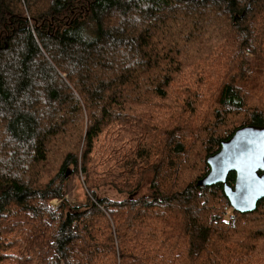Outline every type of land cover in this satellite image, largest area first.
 <instances>
[{"label":"trees","instance_id":"trees-1","mask_svg":"<svg viewBox=\"0 0 264 264\" xmlns=\"http://www.w3.org/2000/svg\"><path fill=\"white\" fill-rule=\"evenodd\" d=\"M165 23H174L173 31ZM168 37L170 48L163 45ZM193 39L196 50L184 55ZM132 56L160 61L165 75L154 67L148 88L130 96L140 65ZM207 56L221 66L199 65ZM76 89L93 107L86 126ZM147 95L168 99L162 106L174 136L164 154L167 171L146 184L142 176L123 200L97 199L100 208L66 200L71 178L89 172L79 156L91 157L103 121L114 111L124 120L129 100ZM246 126L264 127V0H0V264H141L151 253L133 243L142 225L178 233L173 247L182 254L170 264H221L231 237L258 264L264 200L255 212L238 213V227L230 229L229 216L236 215L222 184L192 180L175 194L177 182L186 184L184 162L208 170V159ZM58 148L67 156L43 184L39 172L55 165ZM136 155L140 166L144 156ZM235 183L231 173L228 184ZM53 199L62 200L59 208ZM221 200L229 207L224 217Z\"/></svg>","mask_w":264,"mask_h":264},{"label":"rangeland","instance_id":"rangeland-1","mask_svg":"<svg viewBox=\"0 0 264 264\" xmlns=\"http://www.w3.org/2000/svg\"><path fill=\"white\" fill-rule=\"evenodd\" d=\"M174 25L175 24L172 23L170 26ZM170 26L166 25L163 28L168 32L173 31ZM188 31H192L191 25H189ZM171 38H173V36H171ZM171 38L168 37L167 41L163 44L166 45L167 48H170L169 43H171ZM195 40L196 39H193L190 44L189 42H186L184 52L183 49H181L184 55L192 53V49L196 50V48H192V44ZM156 44L159 45V48H162L160 41H157ZM162 51L164 50L162 49ZM150 52L152 53V51ZM143 53L145 54L146 52L143 51ZM172 56V54H169V59L166 60V62L170 63V61H172ZM132 57L134 58V56ZM251 58L252 56L247 55L246 60L252 64H255V61L251 60ZM136 59L139 60L140 65L136 69L137 71H139V73H136V71L134 73V76L139 81V85L130 90V96L136 95L139 93V91L148 88L150 84L149 81H151L150 70H152L154 67L161 71L160 75H165V71L161 70L162 63L160 61L157 63L149 62L146 56L135 57L134 60L136 61ZM130 60L133 64V60ZM201 64H211V66H213L215 69H218L221 66V61L216 57L211 58L210 56H207L200 60L199 65ZM117 69L118 71H122L120 67H118ZM226 71L229 72L230 69H226ZM133 72L134 71L129 72L128 76H131ZM194 75L198 78H201L200 75ZM66 82L69 83V81ZM69 86L74 90L72 85L69 84ZM75 91L78 96L74 92L73 93L77 98H79V104L82 113L81 125L83 124L86 126L87 121H89L90 119L92 120V116L90 118V112L93 107L92 105L91 107H89L91 102L85 98L83 93H80V89H76ZM147 96L148 97L146 98L142 97L137 100H129L130 103H128L126 110L124 111V120H119V114L117 112L115 113L114 111L111 113L112 116L103 121L104 124L102 127V131H104L95 141L94 150L91 154V157L84 159L82 153L79 156L80 164L87 163L89 172L88 174H86L80 171V173L76 177L73 176L71 178L66 191V200L80 207H93L92 204H95L100 208L103 206L98 202L97 199L102 201H104L105 199L118 201L123 200L124 198L132 195L135 192V189L138 188V184L136 183V181L138 179H141L142 176H144V184H146L153 179L154 175L155 177H157L156 173H159L160 170H164L163 174L167 171L166 169L168 168L169 163L168 165L167 163L165 164L164 154L167 150L168 145L170 144L169 142L172 139L173 133L171 131L172 127L169 126L168 123L166 126V114L164 112L162 102L168 101V99H160L155 95ZM159 102V107L153 109L152 105ZM88 107L89 109L87 111ZM55 108L57 109V112L62 115V117L67 118L69 116V113L66 110H61L60 108L58 109L56 106ZM118 111L119 113H123L120 112V110ZM91 113L93 114V112ZM96 119L101 121L102 118L101 116L99 117L97 115ZM200 132L201 131L199 128L193 129V134L195 136H198ZM63 146L67 147L65 144ZM136 153L142 154L144 156L143 162L140 164V166L135 164L133 161L134 156H138L136 155ZM53 155L55 165L53 166L52 163H48L46 165V169L40 170L39 172L38 179L41 178V182L43 184L47 183L54 174H58L60 172V168L62 166V163L64 162L62 160L67 156V150H64V148H58ZM209 159L207 163V166L209 165L208 170H205L204 167L200 165L193 164L194 160L184 162L185 164L183 166L185 172L183 171L184 177H182V179L186 184L180 186L179 182H177V189H175L176 196L179 193L185 191V189H187L186 186L192 180L197 181V184L199 185V182L205 178L206 172L210 171ZM138 166L141 168L140 172L137 171ZM68 168H70V170H73L72 166ZM67 176H69V174H67ZM67 178H70V176ZM171 197L173 198V196ZM61 202L62 200L59 199H53L50 201L51 206L54 209L59 208ZM220 202L221 215L224 217L226 216L227 208H229L228 203H226L224 200H221ZM230 207L232 208L231 205ZM102 211L110 219L108 213L105 212L104 209ZM233 212H235L234 215H236V217H233L235 220L237 218V224L231 223L230 225L232 227H229L230 229L237 228L240 221L238 212L235 210ZM142 226L137 230L136 236L133 238V243L139 246L140 250L145 247L149 248L151 253L147 256H143L144 259L141 264H161L163 261L170 264L177 260L175 258V255L181 256L182 253L180 251V247H173L174 240L178 238V236H176L178 234L177 232L170 233L169 230L164 231L161 227L154 226H152V228L148 230L147 228H143ZM155 228H158L159 230V238H154L152 236L156 235ZM237 242L238 241L235 238L231 237L227 248L223 249L222 251V256L224 259H222L221 264H238L235 262L236 254H239L241 256L240 260L242 264H255V262L250 258V253L247 252L249 248L244 247V249H242L243 247L241 246V244H238ZM263 247L264 246H259L258 248L261 249ZM236 251L238 252L233 256V252ZM258 252H263V258L258 262V264H264V248L262 250H258ZM167 253L172 254L173 258L168 259L165 255ZM178 260H181L183 263H185V260L183 258Z\"/></svg>","mask_w":264,"mask_h":264},{"label":"water","instance_id":"water-1","mask_svg":"<svg viewBox=\"0 0 264 264\" xmlns=\"http://www.w3.org/2000/svg\"><path fill=\"white\" fill-rule=\"evenodd\" d=\"M210 172L201 187L222 184L232 208L240 214L252 213L264 200V127L246 126L238 130L209 159ZM236 174L234 186L228 184Z\"/></svg>","mask_w":264,"mask_h":264},{"label":"built area","instance_id":"built-area-1","mask_svg":"<svg viewBox=\"0 0 264 264\" xmlns=\"http://www.w3.org/2000/svg\"><path fill=\"white\" fill-rule=\"evenodd\" d=\"M235 217V216H234ZM233 215L229 216V220L231 223L235 224L236 220L234 219Z\"/></svg>","mask_w":264,"mask_h":264},{"label":"flooded vegetation","instance_id":"flooded-vegetation-1","mask_svg":"<svg viewBox=\"0 0 264 264\" xmlns=\"http://www.w3.org/2000/svg\"><path fill=\"white\" fill-rule=\"evenodd\" d=\"M234 211V210H233Z\"/></svg>","mask_w":264,"mask_h":264}]
</instances>
